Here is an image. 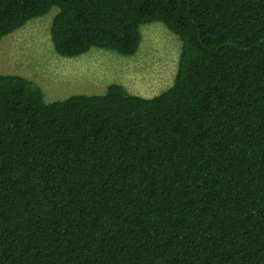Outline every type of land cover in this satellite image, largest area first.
<instances>
[{"label": "trees", "instance_id": "trees-1", "mask_svg": "<svg viewBox=\"0 0 264 264\" xmlns=\"http://www.w3.org/2000/svg\"><path fill=\"white\" fill-rule=\"evenodd\" d=\"M53 8L60 57L159 22L177 71L51 103L0 75V264H264V0H0V41Z\"/></svg>", "mask_w": 264, "mask_h": 264}, {"label": "rangeland", "instance_id": "rangeland-1", "mask_svg": "<svg viewBox=\"0 0 264 264\" xmlns=\"http://www.w3.org/2000/svg\"><path fill=\"white\" fill-rule=\"evenodd\" d=\"M57 12L53 8L2 38L0 75H18L35 82L46 103L74 95H103L111 84L143 98L155 97L171 86L181 43L164 24L142 26V43L134 56L93 48L80 57L63 58L53 50L50 40Z\"/></svg>", "mask_w": 264, "mask_h": 264}]
</instances>
